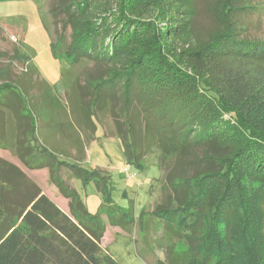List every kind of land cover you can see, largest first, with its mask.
I'll return each instance as SVG.
<instances>
[{
	"label": "trees",
	"instance_id": "1",
	"mask_svg": "<svg viewBox=\"0 0 264 264\" xmlns=\"http://www.w3.org/2000/svg\"><path fill=\"white\" fill-rule=\"evenodd\" d=\"M109 1L54 0L50 7L71 29L62 51L70 64L94 63L85 80L72 78L69 116L40 121L43 141L51 143L53 131L72 140L79 153L72 161L60 147L39 144L32 110L22 111L26 101L17 86L30 103L37 106L42 92L49 105L61 108L50 85L42 80L41 92L31 94L8 78V68L0 71V145L12 148L28 168L47 167L69 208L64 212L0 157V264H118L102 253L101 216L88 212L59 173L64 167L84 183L94 180L104 203L112 201L109 176L78 165L105 116L128 162L141 168L146 154L157 153L164 195L151 214L161 219L163 240H169L161 246L160 264H264V39L249 37L243 20L264 6L213 0L216 24L198 37L195 0H145L138 13L143 0ZM150 8L180 16L165 17L171 23L159 27L143 15ZM182 35L190 46L176 51L174 41ZM62 40L59 35L56 42ZM80 130L91 135L83 139ZM126 213L113 225L130 221Z\"/></svg>",
	"mask_w": 264,
	"mask_h": 264
},
{
	"label": "rangeland",
	"instance_id": "2",
	"mask_svg": "<svg viewBox=\"0 0 264 264\" xmlns=\"http://www.w3.org/2000/svg\"><path fill=\"white\" fill-rule=\"evenodd\" d=\"M241 1L264 6V0ZM53 2L54 0H0V71L8 68V78L19 80L31 94H38L42 80L50 85L48 93L61 101V108L60 105L57 108L56 104L49 105L47 99H43L41 91L37 106L30 103L29 95L20 86H17L20 91L18 89L16 91H19L26 101V104L24 102L26 108L22 111L28 113L32 110L36 119L38 143L41 142L48 149L54 146L60 147L70 154L71 158L68 160L72 161L79 155L72 140L53 131L54 139L50 140L51 143L43 141L40 133L44 132V127L40 121L48 115L54 120L57 119L56 116L63 118L66 115L69 116L71 102L67 99L66 91L72 78L80 74L85 80L88 73H93L94 63L79 60L70 64V58L67 59L64 56L62 51L69 43L71 29L67 25L62 26L61 14L52 15L50 7ZM109 2L114 5V0ZM212 2L213 0H195L194 28L198 37H205L216 24L211 15ZM145 5L146 1L143 0L142 4L135 9L136 12L137 10L143 12ZM143 15L146 19H154L159 27L171 23L172 20L165 17L180 16L175 10L162 15L157 8L147 9ZM243 20L248 23L249 37L264 39V11L243 17ZM59 35L63 39L62 43L56 42ZM177 38L173 44L176 51L181 47L190 46L185 35ZM51 42L57 43L55 54L58 56L53 55ZM16 52L17 57L14 59L13 55ZM19 55H24L29 60V64L26 65ZM28 67L29 70L25 72ZM33 68L36 70L35 73ZM48 107L55 108L56 113H48ZM15 121L16 119L13 118L12 122L15 123ZM103 121L104 126L97 124L95 139L85 144L84 157L78 165L87 171H97L109 176L112 184V201L104 203L102 194L95 188L94 180L84 183L80 178L72 177L71 171L64 167L60 168V176L76 190L89 213H97L101 216L104 223V233L100 241L102 253L109 254L118 264H160L164 257V249L161 246L169 240H163L161 219L151 214V210L161 201L162 194L164 195L161 191L163 171L158 168L157 153L146 154L141 161V168L128 162L120 150L119 138L113 135L111 119L105 116ZM80 131L77 132L83 139L91 135L88 131ZM76 134L78 133L74 132V136ZM0 157L17 165L44 194L69 213L68 200L61 196L57 187L51 182L47 167L28 168L19 160L12 148H4L2 145H0ZM56 157L64 159L62 155H56ZM123 210L127 212L129 210L124 218L128 221L127 217L130 215V221L123 225H113L112 220L115 217L118 218ZM111 212L114 213L112 218H110ZM161 236L160 241L158 239ZM179 248L183 246L179 245Z\"/></svg>",
	"mask_w": 264,
	"mask_h": 264
},
{
	"label": "crops",
	"instance_id": "3",
	"mask_svg": "<svg viewBox=\"0 0 264 264\" xmlns=\"http://www.w3.org/2000/svg\"><path fill=\"white\" fill-rule=\"evenodd\" d=\"M50 198V197H49ZM64 198V197H63ZM51 199V198H50ZM66 199V198H65ZM53 202H54V200L53 199H51ZM60 209H62L56 202H54ZM64 212H66L64 209H62ZM67 213V212H66Z\"/></svg>",
	"mask_w": 264,
	"mask_h": 264
},
{
	"label": "built area",
	"instance_id": "4",
	"mask_svg": "<svg viewBox=\"0 0 264 264\" xmlns=\"http://www.w3.org/2000/svg\"><path fill=\"white\" fill-rule=\"evenodd\" d=\"M126 176H128V174Z\"/></svg>",
	"mask_w": 264,
	"mask_h": 264
}]
</instances>
